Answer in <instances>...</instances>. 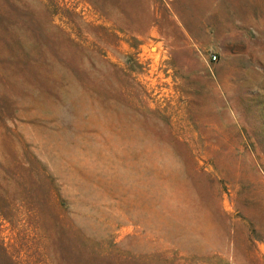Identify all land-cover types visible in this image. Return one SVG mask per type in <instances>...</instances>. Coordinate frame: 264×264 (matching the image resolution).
I'll list each match as a JSON object with an SVG mask.
<instances>
[{
    "label": "rangeland",
    "instance_id": "1",
    "mask_svg": "<svg viewBox=\"0 0 264 264\" xmlns=\"http://www.w3.org/2000/svg\"><path fill=\"white\" fill-rule=\"evenodd\" d=\"M0 264H264V0H0Z\"/></svg>",
    "mask_w": 264,
    "mask_h": 264
},
{
    "label": "built area",
    "instance_id": "2",
    "mask_svg": "<svg viewBox=\"0 0 264 264\" xmlns=\"http://www.w3.org/2000/svg\"><path fill=\"white\" fill-rule=\"evenodd\" d=\"M212 59L213 60H217V56L216 55H213Z\"/></svg>",
    "mask_w": 264,
    "mask_h": 264
}]
</instances>
